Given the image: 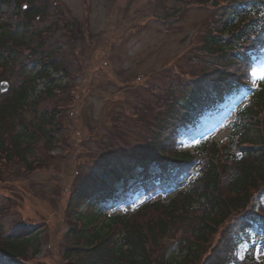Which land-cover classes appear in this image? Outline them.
<instances>
[{
	"label": "trees",
	"instance_id": "obj_1",
	"mask_svg": "<svg viewBox=\"0 0 264 264\" xmlns=\"http://www.w3.org/2000/svg\"><path fill=\"white\" fill-rule=\"evenodd\" d=\"M24 1L0 0V10L5 3L18 9L15 23L0 24V81L9 65L18 68L15 85L0 94V164L18 163L31 170L35 162L25 155L32 154L39 140L53 139L47 127L57 117L45 112L39 117L31 107L44 93L58 90L52 76L58 65L54 59L38 60L31 62L36 70H27L25 59L20 60L21 48L31 40L25 35L28 25L45 12L31 4L22 8ZM189 1L221 11L199 49L213 60L208 66L218 75L191 83L181 99L164 106L144 149L120 163L104 164L90 181L73 187L67 206L72 223L64 235L66 264H264L253 257L237 258L238 234L232 228L237 219L252 221L260 226L264 242V208L254 204V197L264 194V83L251 89L253 66L264 58V0ZM41 82L45 87L39 90ZM244 91H249L248 103L236 113L225 138L204 141L196 153L182 147L183 131L205 126ZM26 112L31 120L20 119L10 134L7 128L4 132L5 124ZM192 174L197 176L188 188L168 203L149 201L134 214L110 220L100 209L109 202L116 206L132 183L149 199L183 186ZM149 211L156 213L155 221L138 223ZM1 230L0 256L26 262L38 251L39 234L19 228L6 235ZM214 236L217 241H210ZM173 244L177 256L170 255ZM206 245L210 251L201 255Z\"/></svg>",
	"mask_w": 264,
	"mask_h": 264
},
{
	"label": "rangeland",
	"instance_id": "obj_2",
	"mask_svg": "<svg viewBox=\"0 0 264 264\" xmlns=\"http://www.w3.org/2000/svg\"><path fill=\"white\" fill-rule=\"evenodd\" d=\"M27 2L22 8L31 4L45 12L43 18L28 25L25 35L31 40L21 48L20 60L27 61V70H36L31 62L38 60L54 59L58 65V72L52 73L58 90L44 93L31 110L39 117L42 112L57 117L47 127L53 139L39 140L32 154L25 155L30 163L35 162L34 169L27 171L18 163L0 164L1 233L9 235L22 228L39 234L38 251L31 252L26 262L0 256V264H66L64 235L72 223L67 206L73 187L90 181L104 164L120 163L144 149L164 106L168 108L171 101L181 99L191 83L217 77L219 71L208 66L213 60L199 49L221 11L189 0ZM17 12L14 4H3L0 24L15 23ZM2 73L0 88L5 83L7 89L0 94L15 85L18 68L9 65ZM261 74L264 61H259L251 73V89L264 83L259 79ZM43 87L41 82L38 89ZM243 93L222 114L208 119L206 126L183 132V148L196 153L205 139L225 138L235 113L247 105L248 91ZM31 117L30 112L15 117L11 125L5 124L4 132L7 128L10 134L20 119L26 122ZM196 176L192 174L183 186L149 199L138 183H132L129 193L120 192L123 197L116 206L109 202L100 209L110 220L134 214L149 201L168 203ZM254 204L264 208V194L256 195ZM155 215L149 211L138 223L155 221ZM232 228L238 234L237 258L253 257L264 263L260 226L237 219ZM212 239L217 241L216 236ZM204 248L201 255L210 251L207 245ZM176 249L173 244L170 255L177 256Z\"/></svg>",
	"mask_w": 264,
	"mask_h": 264
},
{
	"label": "water",
	"instance_id": "obj_3",
	"mask_svg": "<svg viewBox=\"0 0 264 264\" xmlns=\"http://www.w3.org/2000/svg\"><path fill=\"white\" fill-rule=\"evenodd\" d=\"M7 89V84H2V87L0 88V91L5 92Z\"/></svg>",
	"mask_w": 264,
	"mask_h": 264
},
{
	"label": "snow or ice",
	"instance_id": "obj_4",
	"mask_svg": "<svg viewBox=\"0 0 264 264\" xmlns=\"http://www.w3.org/2000/svg\"><path fill=\"white\" fill-rule=\"evenodd\" d=\"M257 74L255 72H253V76L255 77ZM260 80H264V74H261L259 77Z\"/></svg>",
	"mask_w": 264,
	"mask_h": 264
}]
</instances>
